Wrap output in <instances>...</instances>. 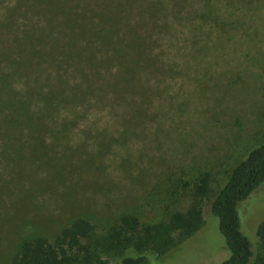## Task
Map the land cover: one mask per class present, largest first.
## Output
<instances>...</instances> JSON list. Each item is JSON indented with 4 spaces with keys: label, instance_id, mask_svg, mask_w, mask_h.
<instances>
[{
    "label": "rangeland",
    "instance_id": "374dc122",
    "mask_svg": "<svg viewBox=\"0 0 264 264\" xmlns=\"http://www.w3.org/2000/svg\"><path fill=\"white\" fill-rule=\"evenodd\" d=\"M258 1L262 18L244 20L257 26L256 36L238 34L214 44L211 39L197 59H185L182 48L177 52L182 32L170 33L176 55L165 53L162 61L174 59L178 69L150 77L161 90L150 104L144 103L148 116L135 117V108L133 119L113 118L112 110L109 123L91 120L105 110L88 112L65 136L48 137L47 149H40L45 145L38 137L0 153V264L9 263L22 240L52 241L76 217L94 225L92 241L99 248L110 243L102 247L96 264H119L123 255L138 251L133 245L123 247L111 231L122 215L136 217L137 229L143 231L186 208L189 186L200 172L211 174L213 190L224 185L230 170L264 140V0ZM160 37L168 39L165 33ZM114 108L128 111L122 103ZM238 210L257 260L262 254L256 228L264 217V182ZM203 218L194 235L164 256L144 249L149 264H207L225 258L217 218L208 207ZM110 233L113 237L105 242Z\"/></svg>",
    "mask_w": 264,
    "mask_h": 264
},
{
    "label": "trees",
    "instance_id": "16d2710c",
    "mask_svg": "<svg viewBox=\"0 0 264 264\" xmlns=\"http://www.w3.org/2000/svg\"><path fill=\"white\" fill-rule=\"evenodd\" d=\"M258 6V0H0V153L29 139L43 137L45 145L48 137L65 136L88 112L105 110L108 115L91 120L109 123L112 110L113 118L133 119L135 108V117L148 116L144 103L161 90L150 77L178 69L174 59L162 61L165 53L176 55L170 33L182 32L177 52L182 48L185 59H197L211 39L214 44L238 34L256 36L257 26L244 20L261 17ZM160 33L168 39L161 41ZM117 103L127 105V113L115 111ZM211 181L208 171L200 172L189 186L186 208L143 231L136 217L122 215L111 231L123 247L138 251L123 255L119 264H149L144 249L158 256L171 252L201 228L206 207L227 250L225 258L207 264H264V217L256 228L262 254L254 260L238 210L264 182V140L230 170L223 186L213 190ZM94 230L76 217L52 241L22 240L8 264H96L106 243L99 248L92 241Z\"/></svg>",
    "mask_w": 264,
    "mask_h": 264
}]
</instances>
